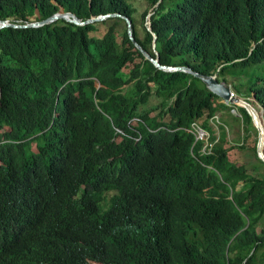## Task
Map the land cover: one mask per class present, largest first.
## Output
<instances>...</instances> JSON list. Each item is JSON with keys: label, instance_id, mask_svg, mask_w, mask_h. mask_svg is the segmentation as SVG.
Returning <instances> with one entry per match:
<instances>
[{"label": "trees", "instance_id": "1", "mask_svg": "<svg viewBox=\"0 0 264 264\" xmlns=\"http://www.w3.org/2000/svg\"><path fill=\"white\" fill-rule=\"evenodd\" d=\"M60 10L127 17L161 65L264 112V79H235L264 67V0H0L15 25ZM226 109L121 17L0 29V264H264V175L238 158L257 140L217 134Z\"/></svg>", "mask_w": 264, "mask_h": 264}, {"label": "water", "instance_id": "2", "mask_svg": "<svg viewBox=\"0 0 264 264\" xmlns=\"http://www.w3.org/2000/svg\"><path fill=\"white\" fill-rule=\"evenodd\" d=\"M111 17H121L125 21L126 28H127V34L129 36L130 40L132 41L133 45L139 50V52L144 56V58L146 60H148L149 62H151L158 70H161L164 72H177L178 71V72L187 73V74L199 79L205 85L206 89L209 92L218 96L222 100L223 103L228 104L229 106H232V107H236V108L237 107L244 108V110L247 112V114L252 119L253 125L258 132L259 140H258V144H257V155H258L259 160L264 163V154H263L264 153V151H263L264 146L261 143V134H260L259 129L255 126L254 118H253V115L250 111V109L253 105L249 101H246L245 98L231 97L230 87L225 82H219L216 79L215 75L214 76L203 75V74H200V73L193 71L191 68H188V67H173V66L161 65L159 63L158 56H156V58H152L136 42V40L134 39V37L132 35L131 21L127 17L120 16L119 14H107V15L98 16L96 18L88 19L86 21H81L74 14L60 10L59 12L53 14L52 16L48 17L45 20H42L39 22L29 23L26 25H15V24H10L7 21H1L0 20V29L7 28V27H13V28L41 27L44 25H49V24H51L57 20H64L66 22L73 23L77 26H83V25H86L88 23L103 21V20H106V19L111 18ZM149 17H150V15L148 16V18ZM146 29H147V31H150L149 24H148ZM153 39L154 40L156 39L155 35H153ZM154 46H155V44L153 43V47ZM155 54L157 55L156 52H155ZM253 101L256 102L255 99ZM240 102L244 103V105H240L239 104ZM232 111H233V113L237 112V110L235 108H233ZM261 112L264 115L263 110H261Z\"/></svg>", "mask_w": 264, "mask_h": 264}, {"label": "rangeland", "instance_id": "3", "mask_svg": "<svg viewBox=\"0 0 264 264\" xmlns=\"http://www.w3.org/2000/svg\"><path fill=\"white\" fill-rule=\"evenodd\" d=\"M148 23L149 22L147 21L146 23L147 26H148ZM104 28L105 27L103 26L100 27V31H102ZM137 31H138L139 36L141 37L142 35L141 29L138 28ZM235 79L237 80V84L244 85V88L247 91L248 88H250V85L255 84L257 79H264V67H257V68L252 67L247 70H244L242 73L239 74V76L235 77ZM243 98H246V97H243ZM249 101L252 102V104L255 105V107L260 111L259 107L253 101V99H249ZM151 103L154 104L155 101L152 100ZM239 108H237V114L240 115ZM237 114L233 113L231 110V111L224 113L222 118L214 119L212 121V126L214 127V130L218 133L220 126L226 127L229 141L233 144H237L238 146L247 145V142H249V140L250 141L252 140L253 144L256 142V140L258 143L259 138H258L257 131L250 129L248 133L247 129L245 130L243 128L242 121H241L242 118H240ZM206 137H208V135H206ZM257 157H258L257 153H255L254 150L251 148H246L243 151L240 150L239 156H238L239 163L243 164L251 174L258 172L264 175V166H262L259 163L260 160L258 161L259 158ZM262 229H264V219L261 221V230Z\"/></svg>", "mask_w": 264, "mask_h": 264}, {"label": "bare ground", "instance_id": "4", "mask_svg": "<svg viewBox=\"0 0 264 264\" xmlns=\"http://www.w3.org/2000/svg\"><path fill=\"white\" fill-rule=\"evenodd\" d=\"M239 104L240 105H244V103H242V102H240ZM250 111H251V113L253 115L255 126L260 131V134H261V143L264 146V115L255 106H252L251 109H250ZM263 151H264V148H263Z\"/></svg>", "mask_w": 264, "mask_h": 264}, {"label": "clouds", "instance_id": "5", "mask_svg": "<svg viewBox=\"0 0 264 264\" xmlns=\"http://www.w3.org/2000/svg\"><path fill=\"white\" fill-rule=\"evenodd\" d=\"M149 24V23H148ZM229 86V85H228ZM230 87V86H229ZM230 91H231V93H233L234 91H233V89H231V87H230ZM230 93V94H231ZM231 97H241V96H239V95H237L236 93H233V96H231ZM243 98V97H242ZM246 99V98H245ZM221 100V99H220ZM246 101H247V99H246ZM249 101V100H248ZM221 102H222V100H221ZM250 102V101H249ZM223 103V102H222ZM251 104H252V102H250ZM223 104H225V103H223ZM225 105H227V106H229L228 104H225ZM253 105V104H252ZM253 106H255V105H253ZM258 106V105H257ZM230 108H231V110H233V108H235L236 110H237V108H239V107H232V106H229ZM259 107V106H258ZM241 108V107H240ZM259 109H260V111L262 110L260 107H259ZM230 110V111H231ZM233 112V111H232ZM219 113H217V115H218ZM235 114H237V112L235 113ZM215 116L213 119H212V121L214 120V119H219L218 118V116ZM240 118H242V120H243V117H242V115L240 114H237ZM241 120V121H242ZM252 120V119H251ZM220 121V120H219ZM218 121V122H219ZM196 125H198L197 123H195ZM252 124H253V122H252ZM194 125V124H193ZM199 126V125H198ZM200 127V126H199ZM201 128V127H200ZM192 129H193V126H192ZM201 129H203V128H201ZM255 130H256V128H255ZM203 131H205L204 129H203ZM257 131V130H256ZM193 132H194V129H193ZM206 133H207V135H208V139H209V133L207 132V131H205ZM195 133V132H194ZM258 133V132H257ZM196 134V133H195ZM218 134V133H217ZM205 142H206V144H207V142H208V140L206 141V140H204ZM258 144V143H257ZM208 145H206V147H207Z\"/></svg>", "mask_w": 264, "mask_h": 264}, {"label": "built area", "instance_id": "6", "mask_svg": "<svg viewBox=\"0 0 264 264\" xmlns=\"http://www.w3.org/2000/svg\"><path fill=\"white\" fill-rule=\"evenodd\" d=\"M231 96H233V93H231ZM194 132L196 133L197 140H208V137H206L207 133L203 131L198 125H193ZM208 145V142L207 144Z\"/></svg>", "mask_w": 264, "mask_h": 264}, {"label": "crops", "instance_id": "7", "mask_svg": "<svg viewBox=\"0 0 264 264\" xmlns=\"http://www.w3.org/2000/svg\"><path fill=\"white\" fill-rule=\"evenodd\" d=\"M229 110L228 109H226L225 111H223V112H221V113H219L217 116H218V118L220 119V118H222L223 117V114L224 113H226V112H228Z\"/></svg>", "mask_w": 264, "mask_h": 264}]
</instances>
